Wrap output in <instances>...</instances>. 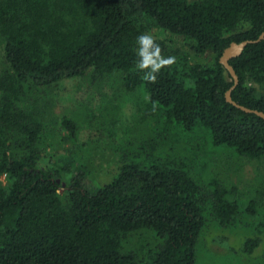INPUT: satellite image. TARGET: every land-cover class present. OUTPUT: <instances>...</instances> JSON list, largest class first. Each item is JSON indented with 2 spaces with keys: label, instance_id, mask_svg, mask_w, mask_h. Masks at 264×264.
Listing matches in <instances>:
<instances>
[{
  "label": "trees",
  "instance_id": "1",
  "mask_svg": "<svg viewBox=\"0 0 264 264\" xmlns=\"http://www.w3.org/2000/svg\"><path fill=\"white\" fill-rule=\"evenodd\" d=\"M263 30L264 0H0V264H196L210 228V246L228 254L264 250V191L249 196L213 170L218 157L264 170V119L226 101L219 62ZM146 31L177 61L156 84L135 68ZM229 62L233 100L264 112V38ZM95 81L150 110L139 119L149 134L112 144L117 168L101 184L84 161L44 149L52 124L77 135L53 111L59 92ZM175 128L207 134L200 168L170 140Z\"/></svg>",
  "mask_w": 264,
  "mask_h": 264
},
{
  "label": "rangeland",
  "instance_id": "2",
  "mask_svg": "<svg viewBox=\"0 0 264 264\" xmlns=\"http://www.w3.org/2000/svg\"><path fill=\"white\" fill-rule=\"evenodd\" d=\"M106 83L108 82L95 81L88 84L78 82L72 88L60 91L58 100H54L56 104L53 111L55 115L71 117L77 125V135L73 141H68L65 130L58 124H52V128L48 127L44 135V149L46 153L53 155L54 161H64L70 156L75 162L84 161L89 179L99 184L109 181L117 168L119 156L113 153L116 146L112 147V144L124 143L126 140L131 143L140 142L142 140L140 137L149 134L146 122L139 120L140 110L150 111L140 94L124 92L118 83L114 86ZM174 138L178 143V151L190 159L196 168H200L205 156L210 152L207 134L202 130L186 133L176 129L171 132L170 140ZM140 146L144 147L146 144L142 143ZM160 152L166 151L161 147ZM175 153L172 150V155ZM228 155H231L229 151ZM213 168L216 176L228 181L227 183L235 184L240 191L249 196L264 191V177L262 178L264 170L259 171L253 162L248 160H244L243 163L233 162L231 159L218 157ZM207 230L204 233L206 240L202 239L199 244L196 264H214L213 262L224 264L226 261L227 264H262L260 259L264 256L262 248L259 247V250L250 256L240 255L239 252L231 255L223 247L210 246L209 236L213 229ZM145 241L146 239L143 242ZM232 242L237 245L235 241ZM263 243L260 246L263 247ZM133 245L138 246L137 243Z\"/></svg>",
  "mask_w": 264,
  "mask_h": 264
},
{
  "label": "clouds",
  "instance_id": "3",
  "mask_svg": "<svg viewBox=\"0 0 264 264\" xmlns=\"http://www.w3.org/2000/svg\"><path fill=\"white\" fill-rule=\"evenodd\" d=\"M136 55L138 60L135 68L143 73L142 80L147 84H156L162 69L171 68L176 64L175 56H164L160 44L153 33L144 32L137 36ZM156 106L153 105V111Z\"/></svg>",
  "mask_w": 264,
  "mask_h": 264
},
{
  "label": "water",
  "instance_id": "4",
  "mask_svg": "<svg viewBox=\"0 0 264 264\" xmlns=\"http://www.w3.org/2000/svg\"><path fill=\"white\" fill-rule=\"evenodd\" d=\"M262 38H264V30L258 36L257 39H254V40L253 39H245V40H242L240 42H235V41L230 42L229 45L226 46L222 50V52L219 56V62L224 66V68L227 70L228 74L232 78V85L225 91L226 101L229 102L230 104H232L233 106H235L236 108L244 111V112L253 113V114L264 119V112L263 111L253 109V108H249V107H246L242 104H239L238 102L233 100V98L231 97L232 89H234L235 86L238 84V76L236 74L234 67L229 62L230 59H232L233 57L240 55L247 44L252 43V42H256Z\"/></svg>",
  "mask_w": 264,
  "mask_h": 264
}]
</instances>
